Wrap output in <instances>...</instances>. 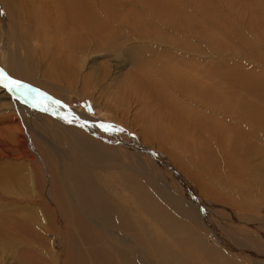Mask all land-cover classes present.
<instances>
[{"label": "bare ground", "instance_id": "6f19581e", "mask_svg": "<svg viewBox=\"0 0 264 264\" xmlns=\"http://www.w3.org/2000/svg\"><path fill=\"white\" fill-rule=\"evenodd\" d=\"M181 1H0L14 30L24 32L18 33L22 36L12 32L9 39L13 41L12 36H15L21 41L28 40V71L24 64L18 63L20 58L4 69L12 77L29 81L39 89L51 92L56 89L50 84H62L67 90L73 86L68 80L76 75V66L95 54L113 53L120 58L128 46L135 48L138 55L132 60L134 52H130V61L128 57L127 61L131 70L120 80L110 81L109 72H104L102 67L80 77V83L87 91L91 90L90 94L100 90L101 94L109 92L116 100L114 103L141 108L142 117L129 122V127L137 126L139 130L132 132L150 144L144 143L152 153L149 157L140 152L147 148L137 141L138 137H126L125 132L112 129L110 122L105 124L104 121L105 125H101L84 113H68L67 110L68 115L65 112L63 117L55 116L51 113L54 110L44 105L46 103L42 104L45 111H39L27 98L14 97L16 92L4 89L6 93L2 94L8 99L4 105L9 107L10 126L0 128V155L5 159L27 160L30 138L32 152L37 156L34 158L32 154L31 157L39 159L44 171L38 177V204L43 205L45 218L49 217L54 224L53 218L58 217L63 227L57 235L65 241L66 264H187L188 259H192L188 253L194 246H199V249L194 248L197 251L204 249L201 248L203 240L199 239L202 236L198 237L196 232L207 229L215 237L221 234L230 241L235 239L230 226H226L214 209L219 206L205 183L197 181L200 176L196 175V180L193 171L189 175L183 162L171 151L163 153L160 147L171 145L186 155L194 154L198 157L194 156L195 169L204 173L215 171L221 177L223 172L240 186L242 174H246L242 172H251L248 161L264 154V104L259 105V102L264 103V82L258 85L253 74H237L236 68L224 74L210 67L211 63L203 58L207 50L205 42L214 48L220 41L207 35L204 11L199 15V10H192V5H184L188 1L184 4ZM18 10L27 23L28 39L25 38L26 28H19ZM194 21L197 24H193ZM174 36L179 37L178 42ZM131 42L133 44L129 45ZM5 51L7 54V48ZM215 54H212L214 58ZM29 72H36L50 84L35 79L36 74ZM230 76L235 78L234 82ZM107 125L110 130L105 128ZM25 131L30 133L28 139L23 135ZM39 131L55 138L62 134V150H56L43 135L40 137ZM112 133L121 137L116 138ZM52 149L64 157L65 163L59 170L50 152ZM111 149L114 150L111 152ZM118 150L120 155L116 156ZM166 155L172 166L164 160ZM126 158L133 164L126 163ZM98 161L109 165L103 167L104 170L121 172L122 183L120 188L116 187L114 197L102 190V185H108L101 184L93 174L103 166L101 162L96 163ZM4 169L0 168V188L12 191L14 177L7 175ZM185 175L196 185L187 182ZM260 176L257 179L264 186V174ZM233 184L235 186V182ZM69 187H73L72 194ZM33 191L32 187L29 193ZM261 193L264 191L260 192L263 195ZM162 235L171 240V243L167 241L176 250L180 249L179 254H173L161 240ZM198 239L202 241L200 244ZM215 255L208 256L209 263L229 264Z\"/></svg>", "mask_w": 264, "mask_h": 264}, {"label": "rangeland", "instance_id": "374dc122", "mask_svg": "<svg viewBox=\"0 0 264 264\" xmlns=\"http://www.w3.org/2000/svg\"><path fill=\"white\" fill-rule=\"evenodd\" d=\"M184 1H188V4H184ZM181 3L186 6L192 5L194 7L192 10H199L197 11V14L199 15H201L202 11H204V26L207 35L220 41V45L216 47L214 46V48H210L208 46V42H205V45H207V50L204 51L203 58L206 59L208 63H211L209 64L210 67L224 74L230 73L232 69L236 68L237 74L239 73L240 75L244 76H246L247 73L253 74L254 80L256 83H258V85L264 82V78H262L264 77V0H182ZM18 11V20L20 22L19 28H26L25 38L28 39L27 23L21 18V10ZM11 23L12 22L10 18L8 17L0 2V71L2 72H0V90L3 91L2 93L0 92V116H3L0 117V128L6 127V129H9L8 127L10 126L9 107L4 105L6 102H8V99L6 100V96H2L3 93H6L4 89H8L13 93L16 92V95L14 94V97L16 96V98H23L24 100L27 98L26 101L28 100L31 106L37 107V110L39 111H45V109L42 107V104L46 103L44 105H47L49 109L54 110V112H51V110L50 112L54 113L55 116L60 115L63 117L65 116V112L66 115H68V113L78 112L82 114L84 113L89 118L91 117L90 119L99 121L98 123H102L101 125H105L110 122V124L113 125L112 129L125 132L124 135L126 137H131L132 135L138 137L137 141L146 147L145 145L148 143L142 141L140 136H137L132 132L134 129L138 131L139 128L137 126L134 128L129 127L131 125L129 122L133 123L142 117L141 108H136L133 106V109L127 106L116 104L114 103L116 100H114V97L109 92H103L101 94L100 90L95 92L93 91L90 94L91 90L87 91V89H84L80 83V77L83 78V76L93 74L102 67L107 69H104V72H109L108 76L110 81L122 79L128 74L129 70H131L129 64L130 52H134L131 55L132 60H136L138 57V55L135 53V48L129 49L127 46L123 53L124 56L121 55L120 58H116L117 55L113 53H106L104 55L95 54L92 58L78 64L76 66V75H74L73 79L68 80V82H70L73 86L69 88L67 87V90L65 88L66 86L62 84L52 85L47 82L43 76L36 74V72H29V74L33 76L36 74L35 79L41 80L46 84L49 83L51 86H54V89H56L55 91L52 89L51 92L47 89V91H45L44 89L35 87L29 81H21L12 77L9 75V71L4 69L7 64L12 62L14 64V62L20 58L18 63L24 64L28 71V40L21 41L15 36H12L13 41L9 39V34L12 32L19 36L22 35L18 33H24L22 30L19 31L20 29H16L17 31H15L13 24ZM193 24H197L196 21H194ZM165 35L168 36L169 34ZM174 37L178 42L179 37ZM206 41H208V39ZM15 42L20 44L18 46L14 45ZM132 44L133 42L129 43V45ZM6 48L8 50L7 54L5 51ZM9 53L13 60L8 58L10 57ZM212 54H215L220 60L216 57L214 58V55L212 56ZM127 57L129 61H127ZM5 61L7 63L4 64L3 62ZM3 78L6 80H3ZM230 78L234 82L235 78L231 76ZM110 81H108L107 84H110ZM256 83L253 85L254 88L257 86ZM5 84H7L8 87H6L7 85ZM52 92L58 94L55 95ZM12 100L13 99H11V101ZM19 102L21 103V101ZM263 104L264 103L259 102L260 106ZM65 110L70 112L67 113ZM72 115H74V113ZM104 121H106L105 124ZM49 125H51V123H49ZM105 128H108V125L105 126ZM107 130L110 129L108 128ZM1 131L2 130L0 129V132ZM40 132L41 131H39V133ZM27 134H30L29 131H25V134L23 133L26 139H28ZM42 135L46 141L48 140L47 142H52L54 144L56 150H62L63 145L60 143L62 140L60 137H63L62 134L56 135L57 138H55V135H46V133L44 134L41 132L40 137H43ZM112 135L116 138L121 137L120 134L117 133H112ZM0 138H2L1 135ZM27 143L29 149L28 151H30V156H28L27 160L22 161L11 158L5 159L1 157L2 154L0 155V168H5L4 170L6 171V174L13 176L15 181H13L15 188H13L12 191L10 190L5 192L4 190L7 189V187L0 188V264H66L67 257L64 247L65 241L61 236L57 235L61 233V228L63 227L61 226L58 217L53 218L54 224L50 222L49 217L45 218L44 207L43 205L38 204V201H40L37 198L36 193V191L38 192V177L44 171L39 165V159L37 158V161L31 157L33 152L30 146V138L27 140ZM144 143L146 144L144 145ZM165 146L167 147L165 148ZM211 146L212 145L210 144V147ZM160 148L165 154H167V151H169V153L171 151L178 160L183 162L185 171L187 170L189 175L193 174L194 172V178H198V176H200L199 180H197V178L196 180L198 182L202 180L203 182L199 183H205L204 185L206 186L208 193L212 195L215 204L219 206H216L214 209L220 213V218L222 217L224 219V223L227 224L226 226H230L229 228L231 229V233L235 238H231L232 241H230L221 234H218L216 235L217 237H215L205 228V230L196 232L198 237L202 236L199 239L203 240V242L198 239V244H200L201 241L203 243L201 248L204 249L197 251L199 246H194V248L198 249L192 248V251L188 253V257H192V259H188L187 264H212L209 263L210 261L208 262V256L210 254L214 256V252L216 253L215 258L219 257L220 261L225 260L229 264H264V194L261 193L263 195H260V192L264 191V186L260 183L261 181L257 179L262 177L260 176L261 174H264V154H258L248 161V170L251 168V172H242L246 174H242V181L240 180V184H238L240 186L236 185V181H234V186L231 176L227 175V177L223 172V177H221L218 174H215V171L210 172V170H208L206 173H204V171L195 169L193 167V163L198 158L196 155L191 154L190 156L188 153L186 155L184 152L174 149L171 147V145L169 146L166 144ZM155 149L160 151L158 148ZM113 150L114 149H111V152ZM50 152L54 157L56 166L59 170L60 167L65 163L64 157L58 156L53 152V149L50 150ZM118 152L119 150L115 152L116 156L120 155V152ZM140 152L148 157L150 154H152L148 148L145 151L140 150ZM212 155L215 156V152H212ZM33 156L35 155L33 154ZM36 157L37 156L34 158ZM167 159L168 156L166 155L164 160L167 161ZM125 160L126 163L130 165L133 164L132 161L130 162V158H126ZM99 162H101L103 166L100 167L101 170L98 168L99 170H95V173L93 174H96L101 184L108 185V187L102 185V190L105 193L109 195L116 194V187L120 188L119 185L122 183L121 172L111 170L110 168V170L108 168H105L104 170L103 167L109 165L103 161H98L96 163ZM168 163L170 164V162ZM216 169L218 172H221L220 168ZM171 171L173 173V169H171ZM115 173L116 175L114 176ZM178 175L180 176L181 173ZM99 176L104 178L101 179ZM180 177L182 178V175ZM184 179L189 183L192 182L189 180L188 175H185ZM106 181L108 183H106ZM192 183L193 185L195 184L194 180ZM257 183H259V186ZM27 186L28 192L26 191ZM32 187L34 191L30 194L29 191L32 190ZM69 190L72 194L73 187H69ZM112 196L114 197V195ZM261 199L263 201H261ZM205 212L209 213L207 209ZM56 219L58 221H56ZM216 224L218 227H220L218 223ZM54 226H56L55 230ZM192 231H194V229H192ZM161 240L168 244V247H170L174 255H176V253L179 254L180 249L176 250L170 244V239L162 235ZM208 253L209 255H207ZM202 258H204V260Z\"/></svg>", "mask_w": 264, "mask_h": 264}]
</instances>
